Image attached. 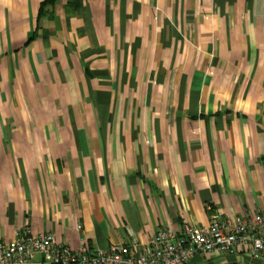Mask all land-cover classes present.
<instances>
[{"label":"crops","instance_id":"0c3cea01","mask_svg":"<svg viewBox=\"0 0 264 264\" xmlns=\"http://www.w3.org/2000/svg\"><path fill=\"white\" fill-rule=\"evenodd\" d=\"M263 208L264 0H0V244L138 250ZM221 263L264 254L190 262Z\"/></svg>","mask_w":264,"mask_h":264},{"label":"built area","instance_id":"2783aa9c","mask_svg":"<svg viewBox=\"0 0 264 264\" xmlns=\"http://www.w3.org/2000/svg\"><path fill=\"white\" fill-rule=\"evenodd\" d=\"M133 247L111 246L89 253L87 246L81 244L77 250H72L54 235L32 234L24 227L16 231L10 241L0 244V264H38L32 261L36 254L42 256L43 264H190L196 255L231 253L244 247L264 254V208L234 218L217 212L203 225L182 220L179 231L159 228L149 245L138 250Z\"/></svg>","mask_w":264,"mask_h":264}]
</instances>
